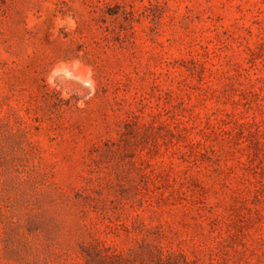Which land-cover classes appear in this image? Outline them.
Listing matches in <instances>:
<instances>
[{
  "label": "rangeland",
  "instance_id": "rangeland-1",
  "mask_svg": "<svg viewBox=\"0 0 264 264\" xmlns=\"http://www.w3.org/2000/svg\"><path fill=\"white\" fill-rule=\"evenodd\" d=\"M0 264H264V0H0Z\"/></svg>",
  "mask_w": 264,
  "mask_h": 264
}]
</instances>
